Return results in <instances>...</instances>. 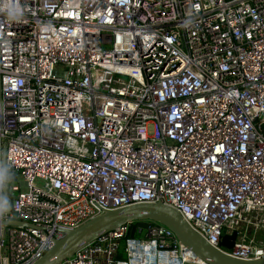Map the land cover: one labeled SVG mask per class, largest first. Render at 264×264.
<instances>
[{
	"label": "built area",
	"instance_id": "2783aa9c",
	"mask_svg": "<svg viewBox=\"0 0 264 264\" xmlns=\"http://www.w3.org/2000/svg\"><path fill=\"white\" fill-rule=\"evenodd\" d=\"M3 148L22 181L7 182L0 264L157 202L231 257L264 258V0H0ZM131 225L62 264L200 261L167 227Z\"/></svg>",
	"mask_w": 264,
	"mask_h": 264
},
{
	"label": "water",
	"instance_id": "95a60500",
	"mask_svg": "<svg viewBox=\"0 0 264 264\" xmlns=\"http://www.w3.org/2000/svg\"><path fill=\"white\" fill-rule=\"evenodd\" d=\"M1 168L2 177L5 181L2 194L8 198L9 203L5 214L11 215L12 207L7 182L8 180L14 181L15 178L7 175L6 148L2 150ZM133 223L138 225L131 231L130 236L132 238L136 236L137 232L148 230L150 223H157L167 227L175 234L181 244L204 264H264V258L253 260L237 259L213 247L189 226L179 211L163 202L136 204L108 211L75 230H66L63 232L62 237L53 239L51 248L34 264H62L63 261L71 258L83 247L104 235ZM2 225L21 228L34 227L26 222L13 220H4ZM236 236V232L232 235L225 234L222 237L220 247L231 250L236 241Z\"/></svg>",
	"mask_w": 264,
	"mask_h": 264
},
{
	"label": "clouds",
	"instance_id": "9594fccd",
	"mask_svg": "<svg viewBox=\"0 0 264 264\" xmlns=\"http://www.w3.org/2000/svg\"><path fill=\"white\" fill-rule=\"evenodd\" d=\"M0 200H2L4 203L0 204V217L4 215V213L7 211L9 207L8 198L4 195H0Z\"/></svg>",
	"mask_w": 264,
	"mask_h": 264
},
{
	"label": "rangeland",
	"instance_id": "374dc122",
	"mask_svg": "<svg viewBox=\"0 0 264 264\" xmlns=\"http://www.w3.org/2000/svg\"><path fill=\"white\" fill-rule=\"evenodd\" d=\"M149 130H152V127L151 128H149ZM1 152H2V150H1ZM1 157H2V154H1ZM1 159V158H0ZM22 180H14V181H10V184L11 185H15V186H20V182H21ZM37 184H40V182H37ZM22 191H27V189L26 188H22ZM146 234V231H144L143 233H138L137 234V237H140V236H144Z\"/></svg>",
	"mask_w": 264,
	"mask_h": 264
},
{
	"label": "trees",
	"instance_id": "16d2710c",
	"mask_svg": "<svg viewBox=\"0 0 264 264\" xmlns=\"http://www.w3.org/2000/svg\"><path fill=\"white\" fill-rule=\"evenodd\" d=\"M137 225H138L137 223H133V224L131 225V231H132V229H133L134 227H136ZM138 233H140V232H137V233H136V237H137V234H138ZM130 235H131V233H130ZM122 257H123V255L120 254L119 257H118V259H120V258H122Z\"/></svg>",
	"mask_w": 264,
	"mask_h": 264
},
{
	"label": "bare ground",
	"instance_id": "6f19581e",
	"mask_svg": "<svg viewBox=\"0 0 264 264\" xmlns=\"http://www.w3.org/2000/svg\"><path fill=\"white\" fill-rule=\"evenodd\" d=\"M198 264H204L202 261H197Z\"/></svg>",
	"mask_w": 264,
	"mask_h": 264
}]
</instances>
